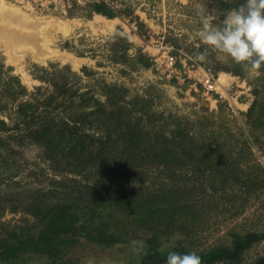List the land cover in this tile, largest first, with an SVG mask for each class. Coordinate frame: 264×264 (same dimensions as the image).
I'll return each mask as SVG.
<instances>
[{
    "label": "rangeland",
    "instance_id": "rangeland-1",
    "mask_svg": "<svg viewBox=\"0 0 264 264\" xmlns=\"http://www.w3.org/2000/svg\"><path fill=\"white\" fill-rule=\"evenodd\" d=\"M88 1L0 0V264H165L155 252L205 253L257 235L239 260L212 263L255 264L264 70L248 78L212 49L195 60L206 46L192 38L201 12L218 22L239 0H105L113 17ZM39 122L48 139L30 133ZM86 186L95 196L173 188L183 208L85 213L88 235L47 248V224L27 207Z\"/></svg>",
    "mask_w": 264,
    "mask_h": 264
},
{
    "label": "trees",
    "instance_id": "trees-1",
    "mask_svg": "<svg viewBox=\"0 0 264 264\" xmlns=\"http://www.w3.org/2000/svg\"><path fill=\"white\" fill-rule=\"evenodd\" d=\"M240 3L243 0H239ZM236 5L235 7H237ZM86 8L90 12L101 13L108 17L117 15L111 4L105 0H91L86 3ZM22 93V89L15 90L17 93ZM15 93V94H16ZM256 104L254 102L253 106ZM252 106V107H253ZM261 115H264V101L260 105ZM252 109V108H251ZM27 117V113L24 112L21 115V120ZM20 118V117H19ZM51 127L45 122H39L38 126L32 127L30 133L34 136L42 135L43 138L48 139ZM130 144V142H126ZM100 156L96 159L99 160ZM100 168V167H99ZM83 196L70 197L65 196L64 198H58L57 200H45L44 196L46 193L40 195L39 198L35 199L32 203V207L29 211L42 221L46 222L47 228L43 237L47 244V248L56 246L60 242L61 235H67L72 232L74 236H86L88 235L85 231L84 224L86 223L85 213H95L98 210H120L124 212L140 213V212H166V211H178L183 208L181 201L178 200V195L175 189H164L160 192H145L139 194L132 190H116L109 192L108 190L103 191V196H95V192L90 186H86L85 189H81ZM81 230V231H80ZM257 235H247L244 238H238L232 248H217L205 253H198L203 264H212L218 260H239L243 253V250L250 246V244L257 240ZM112 239V238H110ZM39 248V246H38ZM171 250L178 252H188L184 248L175 247ZM158 258L166 261L167 252H155ZM255 264H264V256L259 258Z\"/></svg>",
    "mask_w": 264,
    "mask_h": 264
},
{
    "label": "clouds",
    "instance_id": "clouds-1",
    "mask_svg": "<svg viewBox=\"0 0 264 264\" xmlns=\"http://www.w3.org/2000/svg\"><path fill=\"white\" fill-rule=\"evenodd\" d=\"M200 27L193 39L205 45L194 59L204 61L209 49L239 65L246 77H259L264 70V0H243L227 10L218 22L200 13ZM169 242L161 250L170 249ZM165 264H203L196 251H167Z\"/></svg>",
    "mask_w": 264,
    "mask_h": 264
},
{
    "label": "built area",
    "instance_id": "built-area-1",
    "mask_svg": "<svg viewBox=\"0 0 264 264\" xmlns=\"http://www.w3.org/2000/svg\"><path fill=\"white\" fill-rule=\"evenodd\" d=\"M169 63L171 65H173V63H174V57L173 56L169 57ZM203 71L205 73L204 85H205L207 91L212 92V91L216 90L218 81L215 78V74L210 69L203 70Z\"/></svg>",
    "mask_w": 264,
    "mask_h": 264
},
{
    "label": "bare ground",
    "instance_id": "bare-ground-1",
    "mask_svg": "<svg viewBox=\"0 0 264 264\" xmlns=\"http://www.w3.org/2000/svg\"><path fill=\"white\" fill-rule=\"evenodd\" d=\"M108 23H109V25H108L109 27H112V26H113V22H110V21H109ZM41 53H42V52H41ZM41 53H40V55H41ZM222 75H224V74H222Z\"/></svg>",
    "mask_w": 264,
    "mask_h": 264
}]
</instances>
